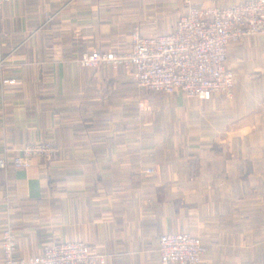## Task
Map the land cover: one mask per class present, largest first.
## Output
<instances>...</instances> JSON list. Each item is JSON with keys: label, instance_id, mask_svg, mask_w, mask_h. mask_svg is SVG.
<instances>
[{"label": "crops", "instance_id": "0c3cea01", "mask_svg": "<svg viewBox=\"0 0 264 264\" xmlns=\"http://www.w3.org/2000/svg\"><path fill=\"white\" fill-rule=\"evenodd\" d=\"M247 1L13 0L2 7L0 156L5 150L12 158L31 142L58 148L53 162L0 171V236L9 219L16 258L80 241L105 264H161L159 237L188 233L206 247L201 264H264V40L229 47L233 95L203 103L138 87L124 67L77 62L81 52H127L134 32L172 34L188 4Z\"/></svg>", "mask_w": 264, "mask_h": 264}, {"label": "built area", "instance_id": "2783aa9c", "mask_svg": "<svg viewBox=\"0 0 264 264\" xmlns=\"http://www.w3.org/2000/svg\"><path fill=\"white\" fill-rule=\"evenodd\" d=\"M13 0H0L2 7ZM189 3L190 0H187ZM259 36L264 40V0H249L225 8L188 5L176 21L172 34L140 36L134 32L125 53L84 52L77 62L82 68L124 67L138 87L187 100L208 102L216 95L231 99L234 74L227 64L230 46ZM2 30L0 26V49ZM0 50V64L2 63ZM14 80L3 84L15 85ZM58 148L47 142H31L9 158L4 150L0 171L27 170L34 160L53 162ZM146 173H153L147 169ZM3 264H105V258L83 242L45 247L39 256L18 259L17 237L9 219L1 232ZM201 240L188 233L163 234L158 239L161 264H201L206 254Z\"/></svg>", "mask_w": 264, "mask_h": 264}, {"label": "rangeland", "instance_id": "374dc122", "mask_svg": "<svg viewBox=\"0 0 264 264\" xmlns=\"http://www.w3.org/2000/svg\"><path fill=\"white\" fill-rule=\"evenodd\" d=\"M189 5V4H188ZM188 5H186V8L188 7ZM192 5V4H191ZM193 6V5H192ZM215 8V7H214ZM150 37V36H149ZM81 53H84V52H81ZM81 53H79L78 55H80ZM234 91V90H233ZM232 95H233V92H232ZM168 101L166 102V104L168 105ZM192 107V105H189L188 107H185L186 108V110L187 109H190ZM168 109V108H167ZM171 109H172V107H171ZM169 110V109H168ZM203 110V109H202ZM169 114H171L169 111L168 112H164V115H166L169 119L171 118V116H169ZM169 119H167L165 122H163V123H167L168 122V120ZM203 122H204V120H203V118H202V121H201V123L203 124ZM247 123V122H246ZM261 123H263L264 124V118H263V120H262V122ZM261 136H262V139H264V128L262 129V131H261ZM185 153V155L186 156H188L189 155V153H187L186 151L184 152ZM263 197H264V195H262ZM263 246V245H262ZM262 246H260V249H259V254H260V256H262V255H264V248H262ZM16 248H17V246H16ZM260 263L262 264V261L260 260Z\"/></svg>", "mask_w": 264, "mask_h": 264}]
</instances>
